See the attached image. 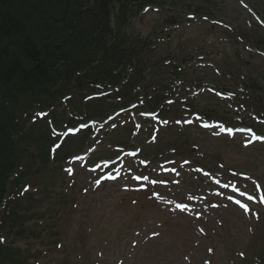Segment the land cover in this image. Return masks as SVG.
I'll use <instances>...</instances> for the list:
<instances>
[{
	"label": "rangeland",
	"instance_id": "obj_1",
	"mask_svg": "<svg viewBox=\"0 0 264 264\" xmlns=\"http://www.w3.org/2000/svg\"><path fill=\"white\" fill-rule=\"evenodd\" d=\"M208 1L186 0V5H192L194 9L197 6H203L204 9H209V13L188 15L186 24L177 27L164 25L161 23L162 19L172 18L178 13L184 14L186 9H178L176 5H173L174 0H167L166 8L170 12H163L162 15H159V12L146 13L144 16L136 18L131 23L129 34L146 36L153 31L152 28L157 23V30L155 29V31L162 34V39L155 40L158 45V55L163 56L168 52L169 55L174 56L172 61H176L178 53L186 51L185 53L190 55L199 51L205 54V62L200 64L199 58H197V62L188 67L189 72H193V75L198 78L205 73L200 68L196 70L199 65L202 67L218 66L224 69L225 73L219 78L212 79L233 89L241 86L244 80L264 75V58L261 56L253 57L256 49L252 43L253 37L254 39L264 37V25L261 24L264 22V0H210L213 4ZM178 29L180 32L184 30L183 36L176 32ZM237 70L240 71L238 78L229 77V73ZM198 101L200 106L207 110H220L228 115H235L236 110L231 109L226 103L224 107L209 105L208 94L201 95ZM242 116L245 117L246 113L244 112ZM202 120L204 119L202 118ZM194 126H198V124L195 122ZM168 128L166 127L164 131H161L159 143H156L157 145L162 144L161 149L163 151L169 149V144L179 145L182 140L181 122H173L170 130ZM187 132L189 147L193 152H185L187 154H183L181 157L171 155L163 161L159 159L153 161L156 170L159 169L160 163L169 161V165L174 163V168L184 172L182 179H179L176 188L177 193L189 189L190 194H195L198 191L197 188L202 187L204 183L196 174L202 177L215 175L213 172L209 173L211 171L208 169H218V160H223L227 168L235 170L232 172V176L236 178L230 183L236 182L239 189H244L248 193L253 192L255 185L263 182V146L254 144L245 147L243 144L245 139L240 135L231 139L221 136L215 130L204 132L195 127L190 128ZM121 136L127 139L124 132L121 133ZM76 142L73 141L71 147L75 154L77 153ZM256 146H258V150L255 152ZM104 148V145L100 147L97 157L104 154ZM170 158H174V160ZM199 170H203V173H200ZM237 172L242 173V175H238ZM146 175L130 186L132 189L129 191L132 195L128 201L125 203L118 202L119 196L117 195L114 198L116 201L109 202L108 220L111 222V227L106 232H92L90 245H77V214L72 215L73 224H70L75 230L72 231L69 226L66 227V233L70 240L65 245H61L62 250L56 245H46L54 240L46 234H42L39 241H31L29 248L41 253L38 262L40 264H78L84 262L91 264L98 260L97 252L99 251L103 254V264H115L119 258H128L127 253L131 245H114L113 249L105 245L106 235L117 223L126 218L127 227L136 224L135 228L144 229L145 233L160 232V237L153 241L154 249L148 251L145 247L138 256V259L145 255L149 256V261L145 264H202V260L206 258L205 254L208 252L215 256L214 259L217 261L225 255L228 264L238 256L237 246L231 241L233 235L238 236L244 231L249 235L247 230L249 222L244 216L248 217L249 220L253 219L258 229L264 227V214L250 203L240 205V211L219 216L214 210L203 214L201 210H198V205L193 204L202 201L192 199L181 204L185 207L184 210L191 213H178L167 218L165 216V204H171L170 200L163 198L164 202H162L160 198L163 195L158 193V180H154V173L146 172ZM189 177L193 179L186 181ZM64 178L68 181L67 176L61 170L54 181L60 184ZM173 179L172 177L168 181ZM206 179L211 181L209 178ZM88 181L89 176H84L79 184L82 185ZM126 182V178L122 179L118 184L119 188ZM212 182H215L218 187H225L227 184L224 179L215 178ZM67 186L70 187V185ZM208 186L209 193L216 192L215 189L212 190L209 183ZM108 188L101 195L115 191V185H108ZM95 199L92 198L91 201ZM57 204V198L51 197L48 200H33L25 207L32 212L39 213ZM102 209L104 210V208ZM102 209L100 213L103 211ZM203 226H206L209 234L204 231ZM86 235L90 236L89 234ZM56 240H59V235L56 236ZM38 262L37 264H39ZM133 263L131 261L128 264Z\"/></svg>",
	"mask_w": 264,
	"mask_h": 264
},
{
	"label": "trees",
	"instance_id": "obj_2",
	"mask_svg": "<svg viewBox=\"0 0 264 264\" xmlns=\"http://www.w3.org/2000/svg\"><path fill=\"white\" fill-rule=\"evenodd\" d=\"M152 2L0 0V169L11 155L8 148L14 129V116L4 101L33 87L50 85L64 60L77 55V37L91 41L95 34L102 42V56L109 60L112 51L106 43L112 35L109 21L113 12L139 9ZM121 53L128 58L126 50ZM3 191L0 187V200Z\"/></svg>",
	"mask_w": 264,
	"mask_h": 264
},
{
	"label": "snow or ice",
	"instance_id": "obj_3",
	"mask_svg": "<svg viewBox=\"0 0 264 264\" xmlns=\"http://www.w3.org/2000/svg\"><path fill=\"white\" fill-rule=\"evenodd\" d=\"M250 199H251V197H250Z\"/></svg>",
	"mask_w": 264,
	"mask_h": 264
}]
</instances>
